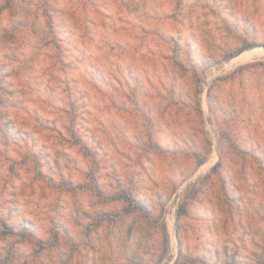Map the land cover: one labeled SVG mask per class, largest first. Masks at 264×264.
<instances>
[{
  "label": "rangeland",
  "instance_id": "374dc122",
  "mask_svg": "<svg viewBox=\"0 0 264 264\" xmlns=\"http://www.w3.org/2000/svg\"><path fill=\"white\" fill-rule=\"evenodd\" d=\"M254 47L264 0H0V264H264Z\"/></svg>",
  "mask_w": 264,
  "mask_h": 264
},
{
  "label": "bare ground",
  "instance_id": "6f19581e",
  "mask_svg": "<svg viewBox=\"0 0 264 264\" xmlns=\"http://www.w3.org/2000/svg\"><path fill=\"white\" fill-rule=\"evenodd\" d=\"M263 55H264V48L254 47L248 50H244L241 53H239L236 57L232 58L231 64L251 61Z\"/></svg>",
  "mask_w": 264,
  "mask_h": 264
},
{
  "label": "trees",
  "instance_id": "16d2710c",
  "mask_svg": "<svg viewBox=\"0 0 264 264\" xmlns=\"http://www.w3.org/2000/svg\"><path fill=\"white\" fill-rule=\"evenodd\" d=\"M250 47H252V46H250ZM249 47V48H250ZM244 49H246V48H244ZM244 49H241V50H239L235 55H233V56H236V55H238L239 53H241ZM218 165V163H216V164H214L212 167H211V171H214L215 170V168H216V166ZM180 211V210H179ZM178 211V215L181 213V212H179Z\"/></svg>",
  "mask_w": 264,
  "mask_h": 264
}]
</instances>
